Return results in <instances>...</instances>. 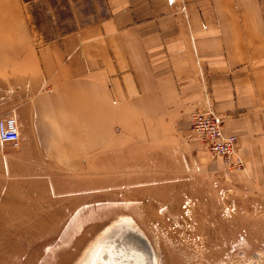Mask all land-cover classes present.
Segmentation results:
<instances>
[{
	"label": "crops",
	"instance_id": "obj_1",
	"mask_svg": "<svg viewBox=\"0 0 264 264\" xmlns=\"http://www.w3.org/2000/svg\"><path fill=\"white\" fill-rule=\"evenodd\" d=\"M103 2L37 41L23 1L0 0V116L19 124L18 146L0 140V264L25 263L21 242L87 241L136 159L123 139L181 132L207 106L237 134L238 170L264 182V0Z\"/></svg>",
	"mask_w": 264,
	"mask_h": 264
},
{
	"label": "rangeland",
	"instance_id": "obj_2",
	"mask_svg": "<svg viewBox=\"0 0 264 264\" xmlns=\"http://www.w3.org/2000/svg\"><path fill=\"white\" fill-rule=\"evenodd\" d=\"M22 1L37 41L106 12L103 0ZM180 129L159 131L153 140L123 139L122 152L136 159L121 162L120 187L107 194L106 225L80 246L21 242V254L34 252L24 264H135L142 257L146 264H264V182L247 181L211 154L190 124ZM59 249L65 258L55 254Z\"/></svg>",
	"mask_w": 264,
	"mask_h": 264
},
{
	"label": "built area",
	"instance_id": "obj_3",
	"mask_svg": "<svg viewBox=\"0 0 264 264\" xmlns=\"http://www.w3.org/2000/svg\"><path fill=\"white\" fill-rule=\"evenodd\" d=\"M223 120V116L209 106L192 111L189 115L190 126L199 133L208 151L213 155L222 156L229 166L242 168L243 162L233 158L237 134L225 132ZM0 140L18 146L19 124L14 113L0 116Z\"/></svg>",
	"mask_w": 264,
	"mask_h": 264
},
{
	"label": "bare ground",
	"instance_id": "obj_4",
	"mask_svg": "<svg viewBox=\"0 0 264 264\" xmlns=\"http://www.w3.org/2000/svg\"><path fill=\"white\" fill-rule=\"evenodd\" d=\"M131 221V220H130ZM119 225V224H118ZM123 227V226H122ZM127 235V234H126ZM126 237V236H125ZM128 239V238H127ZM105 249H103L102 251H101V249L100 250H98V251H95L94 252V255H95V259L96 260H100L101 258H103L102 256H103V253L105 252L104 251ZM133 254H135V253H133ZM93 255V254H92ZM139 257H140V255H138ZM94 257V256H93ZM133 257H135L136 258V256L135 255H133ZM155 257V256H154ZM153 257V258H154ZM138 258V257H137ZM139 260L140 261H138V262H136V260H134V263L135 264H146V262H145V260H144V257H142V258H139ZM113 263V261H110L109 262V264H112ZM152 264H155V260L153 259V263Z\"/></svg>",
	"mask_w": 264,
	"mask_h": 264
}]
</instances>
